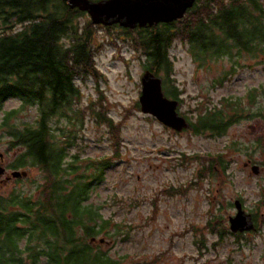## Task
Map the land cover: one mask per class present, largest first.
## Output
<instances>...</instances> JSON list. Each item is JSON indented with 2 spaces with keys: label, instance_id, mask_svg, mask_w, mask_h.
Here are the masks:
<instances>
[{
  "label": "trees",
  "instance_id": "1",
  "mask_svg": "<svg viewBox=\"0 0 264 264\" xmlns=\"http://www.w3.org/2000/svg\"><path fill=\"white\" fill-rule=\"evenodd\" d=\"M85 14L70 8L66 0H0V139L7 137L8 150L22 149L10 168L30 165L45 175L31 194L16 190L5 194L0 189V264L159 262L158 257L114 258L96 238L108 235L112 222L100 213L101 208L86 202L94 183L102 179L104 170L113 166L119 156L122 121L116 122L109 115L103 100L93 102L88 112L74 105V98L80 95L75 77L102 74L95 62L99 50L97 27L90 20L80 21ZM119 29L145 59V70L163 78L165 95L178 99L179 108L184 99L174 78L170 54L174 41L188 46L199 69L210 70L218 60H230V67L214 77L212 83L216 87H222L227 77L244 67L243 60L260 62L264 58L262 0H196L179 20L147 28ZM258 95H264V86L252 89L242 98H224L214 107L201 102L197 105L200 113L188 117L190 127L186 131L220 136L244 116L264 117L263 105L253 109ZM8 98H18L21 107L4 111ZM29 105L38 106L36 123L16 122ZM134 107L139 109L138 101ZM87 114L96 123L109 127L115 152L98 160H82L74 155L65 161L74 143L73 127L76 131L78 122L83 125ZM56 116L68 120L69 135L65 139L56 132L61 129L59 126L52 127ZM188 159L205 160L201 171L207 175L227 169L221 154ZM261 217L258 212L253 214L254 221ZM221 221L214 218L206 226L218 239L229 233L243 237V233H231ZM259 227L257 223L256 229Z\"/></svg>",
  "mask_w": 264,
  "mask_h": 264
},
{
  "label": "rangeland",
  "instance_id": "2",
  "mask_svg": "<svg viewBox=\"0 0 264 264\" xmlns=\"http://www.w3.org/2000/svg\"><path fill=\"white\" fill-rule=\"evenodd\" d=\"M87 20V14L80 18L82 23ZM95 27L99 44L95 62L102 74L76 79L80 95L74 98V105L88 112L93 102L103 100L109 115L116 122L122 121L119 156L94 183L86 202L101 208L100 213L112 222L108 235L100 234L97 240L105 239L101 245L114 258L158 257L157 264H264V117L244 116L220 136L177 132L164 126L134 107L145 71L141 53L132 48L119 26ZM170 54L175 82L184 99L180 108L184 116H197L201 102L214 107L224 98H242L264 86V58L260 62L243 60L245 66L227 77L222 87H216L213 79L218 71L230 67L228 58L215 62L213 69H199L188 46L180 40L174 41ZM21 104L18 98H8L3 110ZM262 105L264 95H258L254 111ZM38 114V106L29 105L16 122L35 124ZM51 124L54 129L59 126L57 134L67 138L65 117L56 116ZM76 126L65 161L74 155L98 160L114 154L106 124L96 123L87 114L83 125L78 122ZM8 146L7 137L0 139V165L6 169L0 176V189L5 194L11 190L34 193L45 175L30 165L10 168L22 149L8 150ZM217 154H221L227 169L217 170L215 175L201 171L205 160L188 159ZM253 164L259 166L258 173L253 172ZM13 170L26 171L27 176L10 177ZM168 190L173 194H167ZM236 199L246 212L263 215L255 221L260 227L242 238L229 233L218 239L206 226L211 219L219 218L221 225L229 228L228 218L236 214Z\"/></svg>",
  "mask_w": 264,
  "mask_h": 264
},
{
  "label": "water",
  "instance_id": "3",
  "mask_svg": "<svg viewBox=\"0 0 264 264\" xmlns=\"http://www.w3.org/2000/svg\"><path fill=\"white\" fill-rule=\"evenodd\" d=\"M196 0H66L72 9L87 13L93 25L122 28H147L159 23H170L184 17ZM141 93L138 99L140 111L150 115L166 127L181 132L190 127L186 116L179 112V100L169 98L163 90V78L150 70H145L140 78ZM247 165V164H246ZM253 172L259 166L253 164ZM6 169L0 165V176ZM26 171L13 170V178H25ZM236 214L229 216L231 233H245L256 230L251 213L246 212L239 199L234 201ZM95 239V238H94ZM101 243L104 238L99 239Z\"/></svg>",
  "mask_w": 264,
  "mask_h": 264
},
{
  "label": "flooded vegetation",
  "instance_id": "4",
  "mask_svg": "<svg viewBox=\"0 0 264 264\" xmlns=\"http://www.w3.org/2000/svg\"><path fill=\"white\" fill-rule=\"evenodd\" d=\"M78 77H80V76H77V77H75V86H76V79L78 78ZM180 111V110H179ZM187 117V116H186ZM187 119H188V117H187ZM189 120V119H188ZM184 131V130H183Z\"/></svg>",
  "mask_w": 264,
  "mask_h": 264
}]
</instances>
